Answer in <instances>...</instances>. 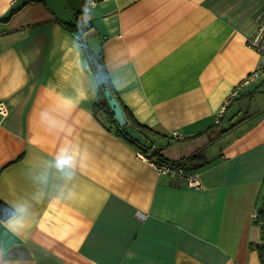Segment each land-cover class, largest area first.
<instances>
[{
  "label": "crops",
  "instance_id": "obj_1",
  "mask_svg": "<svg viewBox=\"0 0 264 264\" xmlns=\"http://www.w3.org/2000/svg\"><path fill=\"white\" fill-rule=\"evenodd\" d=\"M92 1L0 0V199L16 211L0 220V264H263L264 78L223 107L259 61L248 39L264 0ZM63 21L158 131L142 142L172 160L206 147L186 167L200 186L95 116L99 84Z\"/></svg>",
  "mask_w": 264,
  "mask_h": 264
},
{
  "label": "trees",
  "instance_id": "obj_2",
  "mask_svg": "<svg viewBox=\"0 0 264 264\" xmlns=\"http://www.w3.org/2000/svg\"><path fill=\"white\" fill-rule=\"evenodd\" d=\"M22 6L11 8L5 18H2L4 21H9L13 18L21 9ZM64 27L71 31L81 42L87 58L89 60V64L96 76L97 82L99 84V98L95 102L93 107V113L95 116L103 121V123L115 134L125 141H127L131 146L135 147L140 152H143L145 155L152 158V160L159 162V163H172L179 166H184L187 168H200L207 160L206 157V147H200L193 151L192 153L178 159L172 160L166 158L162 153V148H156L152 150L151 146H147L142 139L137 135V133L147 134L151 133H158L157 130L154 128L147 126L141 123L129 110V108L122 102L121 98L119 97L117 90L112 82L110 72L105 62V58L103 52H93L88 43L85 39L82 38V27L77 22H68L63 21L61 22ZM109 89L111 92L117 96L120 103L122 104L126 117H127V124L125 126H120L116 120V117L112 111V108L109 105V102L106 98L105 91ZM234 127V126H233ZM232 127V128H233ZM215 127H210L209 131L214 129ZM229 128L221 127L219 130L217 129L216 134L214 137H211L210 141L216 139L217 137L225 134ZM159 134V133H158ZM258 216L254 217V221L261 226L262 229V236L263 241L261 243L256 244L257 248L259 249L261 258L264 264V201L262 205L258 208ZM16 213L15 209L8 205L6 202L0 199V220L5 221L14 216Z\"/></svg>",
  "mask_w": 264,
  "mask_h": 264
},
{
  "label": "built area",
  "instance_id": "obj_3",
  "mask_svg": "<svg viewBox=\"0 0 264 264\" xmlns=\"http://www.w3.org/2000/svg\"><path fill=\"white\" fill-rule=\"evenodd\" d=\"M92 3L94 4L95 1L93 0ZM258 18V27L256 32L248 39V45L255 49L259 55V61L255 67V69L249 73L229 94L225 101V105L223 107V110L225 109L226 105L230 103V101L235 98L239 92L240 89L250 84L252 81H255L260 78H264V10L257 16ZM222 110V111H223ZM8 113L7 105L4 102H0V114L6 115ZM173 136L175 138H180L182 135L178 132H174ZM143 158H149L144 153L140 154ZM155 164V167L157 171L161 174H170L173 176L178 177L179 179H182L186 182L187 185L190 186H200L201 183L199 181L198 174L195 172H190L186 169L184 166L175 165L172 163H159L156 161H153ZM258 212V209L254 211V216L256 217Z\"/></svg>",
  "mask_w": 264,
  "mask_h": 264
},
{
  "label": "water",
  "instance_id": "obj_4",
  "mask_svg": "<svg viewBox=\"0 0 264 264\" xmlns=\"http://www.w3.org/2000/svg\"><path fill=\"white\" fill-rule=\"evenodd\" d=\"M105 95L110 107L112 108V111L116 117L118 124L120 126H125L127 124V117L119 99L109 89L105 91Z\"/></svg>",
  "mask_w": 264,
  "mask_h": 264
},
{
  "label": "bare ground",
  "instance_id": "obj_5",
  "mask_svg": "<svg viewBox=\"0 0 264 264\" xmlns=\"http://www.w3.org/2000/svg\"><path fill=\"white\" fill-rule=\"evenodd\" d=\"M258 213H259V212H257V214H256L257 216H258ZM254 217H255V216H254ZM255 248L258 249L256 245H255ZM258 250H259V249H258Z\"/></svg>",
  "mask_w": 264,
  "mask_h": 264
},
{
  "label": "rangeland",
  "instance_id": "obj_6",
  "mask_svg": "<svg viewBox=\"0 0 264 264\" xmlns=\"http://www.w3.org/2000/svg\"><path fill=\"white\" fill-rule=\"evenodd\" d=\"M232 114H233V112L229 113V115H232Z\"/></svg>",
  "mask_w": 264,
  "mask_h": 264
}]
</instances>
